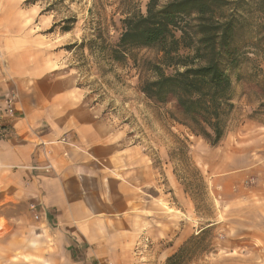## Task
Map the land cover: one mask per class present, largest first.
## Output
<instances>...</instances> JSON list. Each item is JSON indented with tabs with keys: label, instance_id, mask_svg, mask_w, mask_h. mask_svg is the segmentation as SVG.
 Instances as JSON below:
<instances>
[{
	"label": "rangeland",
	"instance_id": "374dc122",
	"mask_svg": "<svg viewBox=\"0 0 264 264\" xmlns=\"http://www.w3.org/2000/svg\"><path fill=\"white\" fill-rule=\"evenodd\" d=\"M148 1L0 0V59L68 81L78 99L103 109L115 129L156 154L159 168L166 162L171 169L173 184L158 171L159 193L166 192L173 204L170 213H160L168 234L142 235L129 264H167L182 248L177 264H264V26L259 32L260 17H250L239 34L245 56L234 74L241 77L234 109L222 142L212 147L171 118V104L150 101L139 90L149 75L141 62L153 58L152 51L136 50L137 66L132 60L110 64L91 53L90 39L117 40L125 13L145 12ZM67 18L76 21L64 33ZM225 157L236 164L223 173L219 162ZM217 172L220 183L214 182ZM40 218L33 213L26 234L15 228L5 234L6 221L0 219V264H64L52 228ZM12 222L21 225L19 219Z\"/></svg>",
	"mask_w": 264,
	"mask_h": 264
},
{
	"label": "crops",
	"instance_id": "0c3cea01",
	"mask_svg": "<svg viewBox=\"0 0 264 264\" xmlns=\"http://www.w3.org/2000/svg\"><path fill=\"white\" fill-rule=\"evenodd\" d=\"M46 76L43 68L14 67L0 59L5 234L14 228L28 233L30 217L40 213L64 264H129L133 243L142 235L168 234V220L160 213H170L173 204L166 192L159 193L158 171L173 184L172 171L166 162L159 168L151 149L115 129L103 109L78 99L68 81ZM12 94L16 103L10 115L6 98ZM219 163L224 173L236 161L225 157ZM220 174H214L215 183Z\"/></svg>",
	"mask_w": 264,
	"mask_h": 264
},
{
	"label": "trees",
	"instance_id": "16d2710c",
	"mask_svg": "<svg viewBox=\"0 0 264 264\" xmlns=\"http://www.w3.org/2000/svg\"><path fill=\"white\" fill-rule=\"evenodd\" d=\"M256 16L261 32L264 0H149L145 12L125 13L117 40L94 37L90 50L110 64L132 60L136 66V50L152 51L153 58L140 61L149 75L139 90L150 101L171 104L175 122L216 147L226 135L241 79L234 78L245 56L239 34ZM75 21L65 19L62 32L71 31ZM184 250L167 264H177Z\"/></svg>",
	"mask_w": 264,
	"mask_h": 264
},
{
	"label": "built area",
	"instance_id": "2783aa9c",
	"mask_svg": "<svg viewBox=\"0 0 264 264\" xmlns=\"http://www.w3.org/2000/svg\"><path fill=\"white\" fill-rule=\"evenodd\" d=\"M15 103H16V97L15 95H9L6 98V111L8 114L12 115L15 112ZM49 165L47 168H50Z\"/></svg>",
	"mask_w": 264,
	"mask_h": 264
}]
</instances>
